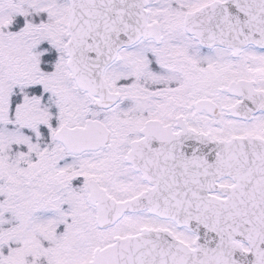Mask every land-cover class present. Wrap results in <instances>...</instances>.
<instances>
[{
	"label": "snow or ice",
	"instance_id": "6c2138e0",
	"mask_svg": "<svg viewBox=\"0 0 264 264\" xmlns=\"http://www.w3.org/2000/svg\"><path fill=\"white\" fill-rule=\"evenodd\" d=\"M0 264H264V0H0Z\"/></svg>",
	"mask_w": 264,
	"mask_h": 264
}]
</instances>
